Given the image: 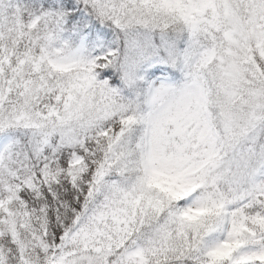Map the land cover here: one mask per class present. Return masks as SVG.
I'll list each match as a JSON object with an SVG mask.
<instances>
[{
	"label": "snow or ice",
	"instance_id": "snow-or-ice-1",
	"mask_svg": "<svg viewBox=\"0 0 264 264\" xmlns=\"http://www.w3.org/2000/svg\"><path fill=\"white\" fill-rule=\"evenodd\" d=\"M0 264H264V0H0Z\"/></svg>",
	"mask_w": 264,
	"mask_h": 264
}]
</instances>
